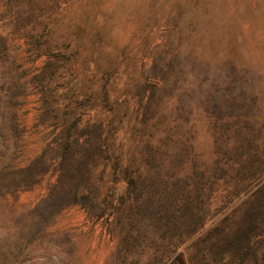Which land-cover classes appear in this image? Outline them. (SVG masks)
Wrapping results in <instances>:
<instances>
[{
  "label": "rangeland",
  "instance_id": "1",
  "mask_svg": "<svg viewBox=\"0 0 264 264\" xmlns=\"http://www.w3.org/2000/svg\"><path fill=\"white\" fill-rule=\"evenodd\" d=\"M176 250L264 264V0H0V264Z\"/></svg>",
  "mask_w": 264,
  "mask_h": 264
},
{
  "label": "trees",
  "instance_id": "2",
  "mask_svg": "<svg viewBox=\"0 0 264 264\" xmlns=\"http://www.w3.org/2000/svg\"><path fill=\"white\" fill-rule=\"evenodd\" d=\"M127 172L129 175L131 174L130 171H128V169ZM128 180L131 183V185H134L135 180L133 179H128ZM176 252L177 250L170 252L169 255H167L166 258L161 262V264H186L185 261L183 262V258H184L183 254H179L175 258H173V255Z\"/></svg>",
  "mask_w": 264,
  "mask_h": 264
}]
</instances>
